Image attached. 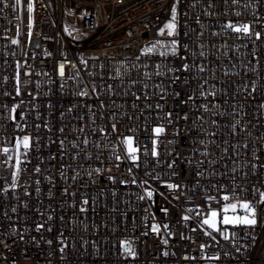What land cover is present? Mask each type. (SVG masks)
I'll return each instance as SVG.
<instances>
[{"label":"built area","instance_id":"1","mask_svg":"<svg viewBox=\"0 0 264 264\" xmlns=\"http://www.w3.org/2000/svg\"><path fill=\"white\" fill-rule=\"evenodd\" d=\"M191 2L178 4L177 55L164 59L162 49H141L156 40L170 41L157 33L170 19L172 0H0V264H264V203H258L259 191H264V109H259L264 103V0H238L236 5L232 0H199L190 8ZM197 18L204 26L197 42L205 45L208 71L196 72L194 78L179 70L145 78V71H161L157 64L162 62L179 68L182 45L189 39L185 22L200 32ZM227 23L248 24L250 32L222 28ZM172 77H179L174 85ZM185 77H190L187 84ZM198 82L208 91L215 85L217 95H193ZM159 84L166 93L153 87ZM81 91L88 95H78ZM203 103L208 112L200 107ZM212 103L220 105L217 116L211 115ZM236 121L233 135L230 128ZM101 126L107 140L97 131ZM155 127L164 131L154 133ZM201 127L207 136L198 131ZM24 136L29 137L27 150ZM124 136L133 137L135 163L124 159L126 147L117 139ZM85 138L86 146L81 143ZM201 139L208 157L200 154L205 150ZM153 140L156 157L151 156ZM71 141L78 147L72 148ZM198 160L204 161L201 169L196 168ZM198 170L203 177H196ZM13 172H18L15 187ZM109 175L115 180H108ZM169 183L181 187L169 189ZM145 190L152 196L139 199ZM225 195L229 202L255 205L257 225L247 236L244 226L219 222ZM210 209L218 213L216 232L201 223ZM234 214L244 210L238 207Z\"/></svg>","mask_w":264,"mask_h":264},{"label":"snow or ice","instance_id":"2","mask_svg":"<svg viewBox=\"0 0 264 264\" xmlns=\"http://www.w3.org/2000/svg\"><path fill=\"white\" fill-rule=\"evenodd\" d=\"M199 0H192V2L188 5V7H195L196 3H198ZM181 3V0H172V3L170 4V19L167 20V22L163 25L162 28H160L158 30V35L160 34H164L166 35L167 37H170V41L168 42H164V41H161V40H156L155 42H152V43H149V45L143 49H141V52L142 53H145V52H155L158 48L159 49H162L163 51L160 52V56L163 57L164 59H167V57L169 55L173 56V57H176L177 55V51H178V44H179V41L177 40V36H178V26H179V11H178V4ZM238 3V0H232V4L233 5H236ZM225 4H227V0H225ZM212 5L209 4V7H211ZM245 7H247V5H245ZM28 11H29V30L31 29V22H32V17H31V12H32V3L29 2L28 4ZM208 13L205 12V15H207ZM185 15H187V13H185ZM235 15H239V13H235ZM196 23L200 25L201 27V31L200 32H197L195 29H192L190 28L188 25H187V22H185V28L187 29L185 32H184V36L186 38H189L188 39V42L186 43H183L182 47L183 49L185 50V55L184 56H181L179 57L180 60H181V64L179 66V68H175V67H169L167 64H163V62L161 64H157V68H162L161 71H157L155 73H149L147 71L144 72V77L145 78H148L150 75H156V76H163L165 75L166 73L168 72H176V71H182V72H186V73H190L191 74V78H194L195 77V74L196 72H199V73H204L206 71H208V68H207V64L205 63V61L207 60V57H206V54H205V51L203 50L205 48V45L204 43L201 41V42H197L199 40H201V38L203 37V25L200 23V20L199 18L196 19ZM222 28L224 29H231L237 33H244L245 35L249 34L250 32V28H249V25L248 24H243V25H240V26H234L232 25L231 23H227V24H224L222 25ZM213 36L217 35L216 32H213L211 33ZM257 36V38H259L260 36V33H256L255 34ZM191 37H195V39H191ZM12 43H17L16 40H13ZM199 48L201 49L200 51H196V49ZM225 55H227V53H225ZM191 59V63L188 62V59ZM137 60H139V57L136 58ZM199 59L201 61L200 64H196V60ZM208 64H211L212 61H207ZM136 67H140V65H136ZM144 68H147L148 65L145 64L143 65ZM235 67V65H233V68ZM247 71V69H246ZM252 71H256L255 68L252 69ZM63 72H64V69H63V65H61V75H63ZM232 75H237L238 73L236 72H231ZM117 77H119L121 75V73L118 71L117 72ZM225 76L229 75V72L226 71L224 73ZM190 77H185L183 82L185 84L188 83V79ZM214 78V77H213ZM179 80V77H172L170 78V84L174 85L178 82ZM134 83V82H132ZM247 85H245L246 87ZM145 88L148 87L147 84L144 85ZM153 87L155 88H158L162 91H164L165 93L167 92V89L166 87L163 85V84H159V85H154ZM211 87V91H208V90H205L203 87H202V83L201 82H198L197 83V88L193 90V95L196 94V92L198 91L199 93V96L200 97H214L217 95V91L215 89V85H212L210 86ZM256 88H257V85H256V82L255 81H252V90L253 92L256 91ZM242 90V89H241ZM17 91L19 92V89H17ZM109 92L111 94V86L109 85ZM78 95L80 96H86L88 95L87 91H81L80 93H78ZM93 95H98V93H96V89L94 88L93 89ZM174 95L175 96H180V92L178 91H174ZM193 95H190L188 96V100H192L193 99ZM222 95L224 96L225 100L224 102L227 103V91H224L222 93ZM133 96H135V93H133ZM163 98V97H161ZM140 97L139 96H136V100H139ZM145 100L148 99V96L145 95L144 97ZM211 102V101H209ZM184 101L181 100V104H183ZM136 105L133 104V107H135ZM15 107V106H14ZM73 107H75V105H73ZM91 106H89L90 108ZM157 108H161L162 106L160 104H157L156 105ZM200 107L205 111V112H208L209 111V108H208V103H203L200 105ZM220 107L219 104H216V103H212V111H211V115L212 116H217L218 113L217 111H215V109H218ZM259 109H264V103H261L259 105ZM69 112L72 111V109H68ZM233 113H236V108L235 106L233 105ZM63 116V113L61 114ZM113 117H115V113L112 114ZM169 116H171V113L168 114ZM219 115L223 116V113H219ZM80 119H83V117H79ZM186 118V117H185ZM200 119H202V117H199ZM94 123V121H93ZM168 123H172L171 119L168 120ZM240 122L239 121H236L234 124L231 125V132L233 135H235V129L237 127V125L239 124ZM211 124L213 126H216L217 122L215 119H213L211 121ZM111 129L113 132H115V129H116V124H112L111 125ZM60 131H63V128L60 129ZM80 131H83V128L80 129ZM97 131H99L100 134H102L104 136V139L107 140L108 139V135L106 134V129L104 127H98ZM164 131V128L163 127H155L153 128V132L154 133H161ZM199 132L201 133H204V135H208V132L207 130H205L204 128H199L198 129ZM241 132L244 131L243 128L240 129ZM214 134V133H213ZM120 143H122L125 147H126V156H124V159L126 160H131L132 162H136L138 160V156L136 155L137 153V148L133 147V144H132V141H133V137L132 136H124L122 139H120L119 137L117 138ZM23 140V147L25 150L28 149L29 147V137L28 136H24L22 138ZM71 147L72 148H76L78 147V144L76 141H71ZM81 143H83L85 146L88 144V140L87 138H85L84 140L81 141ZM199 143L201 145H205V150L202 151L200 154L201 156L203 157H208L211 155L210 152L207 151V145L205 143V140L201 139L199 141ZM208 143L210 144H216V141L215 140H212V139H209ZM19 144H20V141L18 140L17 141V147H19ZM156 144H157V141L156 140H153L152 141V149H151V156L153 157H156L158 154H157V149H156ZM96 147L99 148L100 147V142L99 141H96ZM217 147H219V145H217ZM236 145H232V148H233V151L235 152V149H236ZM60 148L63 149L64 148V142L63 141H60ZM4 152L5 154H7L8 152V149H4ZM148 155V150L145 149V156ZM88 154L85 153V158H87ZM73 159H76L77 156L74 154ZM112 158V154L109 155V160H111ZM255 158V156H254ZM116 160H120L121 159V156L120 155H116L115 157ZM19 154H17V165L19 164ZM209 163V165H215L216 161L215 160H211L209 159L207 161ZM148 161L145 160V164H147ZM191 160H189V164H191ZM203 163L204 161L203 160H198L196 161V168L197 169H201L202 166H203ZM117 167H119V165H117ZM169 168H172L173 165L172 164H169L168 165ZM261 167H264V165H261ZM252 168L255 169L256 168V165L253 164L252 165ZM36 171H39V169L37 168ZM96 173H99L100 172V169H95L94 170ZM129 171H131V168H129ZM232 171L233 172H236L237 171V168L233 167L232 168ZM175 174V173H173ZM13 175V187H15V179L18 175V172H13L12 173ZM145 175H148V173H145ZM196 177H203L204 173L202 171H196L195 173ZM158 178V174H157V177ZM73 179H75V177H73ZM108 180H115V178L111 175H109L107 177ZM233 180H235V177H233ZM119 183L121 184H125L127 183V181L125 180H120ZM131 183L135 184L136 183V180L133 179L131 181ZM142 184L143 183H146V181L144 182H141ZM168 187L169 189H177L179 187H181V185L179 184H174V183H169L168 184ZM197 187H199V182L197 183ZM212 187L216 190H219V188H222L223 185H212ZM37 191H39V189H37ZM256 191H259V190H256ZM152 196V191L150 190H145V193L144 195L140 196L139 199H144L145 197H151ZM207 199L209 201H211L213 199V197L211 196H208ZM222 199L225 201V203L222 205V207L220 208V214L222 215V219L219 221L221 224L223 225H232V226H244L246 231H245V235L247 236L248 233L250 231H252L254 229V227L257 225V217H256V207L255 205L252 203V202H249V201H243V202H239V201H236V202H229V197L227 195L223 196ZM84 203H87V201L85 200ZM258 203H264V191H259V201ZM25 207H27V205H25ZM241 208L244 210V214L243 215H236L234 214L236 209L237 208ZM15 210V209H14ZM84 209L81 208V212H83ZM166 211V209H165ZM233 213V214H229V213ZM217 210L216 209H210L208 210L207 212V216L201 221V223L203 225H207V227L209 229L212 230V232H216L217 231ZM49 219H51V217H49ZM184 219H188V217H184ZM41 225H37V228H40ZM165 229L167 230V225H165ZM14 230V229H13ZM158 230V227L157 225H153V231H157ZM205 235H210V233L208 232H205ZM219 235L223 237L224 240H228L229 237L228 235L225 234V232L223 230H220L219 231ZM235 235V233H233V236ZM21 239H23V237L21 236L20 237ZM253 240H255V236L253 235ZM127 242H121L122 245L126 244ZM165 243H167V241H165ZM5 247H7V245H5ZM129 248H130V245H129ZM200 248L201 250H203L205 248V245L204 244H201L200 245ZM237 251H239V248H237ZM133 255L135 253H132ZM166 255V253H165ZM224 256H228L229 253L225 252L223 253ZM210 259H219V257H216V256H213V257H210Z\"/></svg>","mask_w":264,"mask_h":264},{"label":"rangeland","instance_id":"3","mask_svg":"<svg viewBox=\"0 0 264 264\" xmlns=\"http://www.w3.org/2000/svg\"><path fill=\"white\" fill-rule=\"evenodd\" d=\"M229 214H233V213L230 212Z\"/></svg>","mask_w":264,"mask_h":264}]
</instances>
